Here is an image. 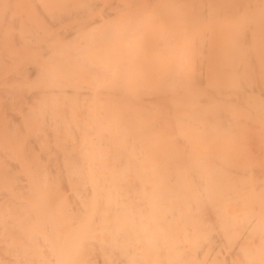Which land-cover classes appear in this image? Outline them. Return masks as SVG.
Instances as JSON below:
<instances>
[{
    "label": "bare ground",
    "instance_id": "1",
    "mask_svg": "<svg viewBox=\"0 0 264 264\" xmlns=\"http://www.w3.org/2000/svg\"><path fill=\"white\" fill-rule=\"evenodd\" d=\"M78 1L32 0L37 9L5 1L0 71L12 68L0 78L2 103L19 90L44 92L24 108L42 119L35 136H47L46 151L59 159L41 166L25 196L0 170L9 184L2 199L16 200L0 210V264H264V0H143L140 11L130 10L136 0H116L132 19L116 11L99 28L76 21L71 44L36 16L60 24L103 2ZM60 4L67 8L48 9ZM13 37L36 50L10 49ZM189 58L204 64L195 76L183 73ZM170 59L164 82L132 87ZM27 64L38 80L3 84L24 79ZM154 99L160 128L152 116L141 121ZM58 172L77 184L49 199Z\"/></svg>",
    "mask_w": 264,
    "mask_h": 264
},
{
    "label": "rangeland",
    "instance_id": "2",
    "mask_svg": "<svg viewBox=\"0 0 264 264\" xmlns=\"http://www.w3.org/2000/svg\"><path fill=\"white\" fill-rule=\"evenodd\" d=\"M2 2V4L0 3V18L4 17L7 11V6H6V0H0ZM18 0H15V2ZM123 0H118L117 2H122ZM151 4L156 3V0H150ZM160 2H168V0H158ZM216 2V0H214ZM116 2V0H103L102 3L97 4L96 9H94L92 12H87L86 14L78 17H62L63 21L60 24H57L55 22H50L48 23V18H46L47 16L45 15V13L43 12L42 14L40 12H37L36 16L41 17L42 21L48 25V33L50 32H56L58 35V40L59 39H66L67 41H69L68 43H73L75 42V39H73V32L69 31L70 29L76 30V28L78 26H72L73 24H75L76 21H83V23H85L86 27H101L102 25H97L99 20H102L103 17H105V19H110L113 21H116L117 19L120 18H125L127 20L132 19V17L130 16V13H128L129 9L126 8H122V5H118ZM144 2L143 0H136V2H134L132 4V6H130V10H134V11H140L142 10L141 8V3ZM182 2L185 3H193V0H177L174 5L178 6L179 4H181ZM130 3V2H129ZM25 4L27 5H33L31 8L33 9H37V5H35L32 0H25ZM78 4L80 5V7L82 6L81 1H78ZM150 4V5H151ZM212 4V3H210ZM36 6V7H35ZM67 6L64 4H60V5H54L50 8H48L51 12L53 11H63L64 9H66ZM187 10H193V5H190L189 7H187ZM220 11H222V9L218 8ZM109 13H106V12ZM116 11L120 12V15H115V14H111V13H115ZM150 10L144 11V13L149 12ZM224 11V10H223ZM15 14H18L17 11L15 12V10L12 11V17H14ZM224 14L226 15H231V13H228L226 11H224ZM20 18V16H18ZM84 25V26H85ZM67 26H70L69 28ZM11 28V27H9ZM97 30H95L94 32H97ZM81 32V31H79ZM17 38H10L9 41H7L6 46H8L10 49L15 50V51H19L22 52V50L24 49H28V50H36L32 47H26V45L21 46L19 43L20 41L17 40ZM202 40L200 41V43L196 44H192V53L194 55H198L199 52H202ZM18 44V45H17ZM53 48V46H49L45 49H50ZM1 51V50H0ZM263 51V50H260ZM44 57V55H43ZM40 58V56H39ZM58 56L55 55V59H57ZM0 63L2 64V59H0ZM175 63V59H170L169 61L166 62V64L163 66L164 67V72H160L159 74L157 73L155 76L153 77H146L145 79L141 80L140 78H135L132 80V87L135 88H142L143 86H145V83H147L149 86H155L161 82L165 81V78L167 75H165L166 72H168V70L170 69L171 65H174ZM14 64H21L20 61L18 60V62H15ZM187 67L184 68L183 67V73H188L190 75L195 76L196 71L199 70V73L202 71L203 69V62L200 59L199 61L196 58H189V61L186 62L185 64ZM27 68V76L24 77V79H19L17 80L16 78H11L7 81H5L3 84L9 86V87H15L17 84H19V82L21 80L26 81V83H31V82H35L36 80L39 79V77L36 75V73L33 71V69H29L28 70V66L24 65ZM12 68V64L6 63L4 64V68L0 71V78L4 77L6 75H8V73L11 71ZM30 71V72H29ZM166 71V72H165ZM88 74V73H87ZM200 85V81L198 82ZM202 83V82H201ZM206 85H210V83H206ZM116 85H113V87H115ZM104 88V87H102ZM19 93H14L13 95H10V105H6L3 104V100L5 97H1L0 95V116L2 117V119H0V123L3 122V124L1 123L0 125V143L4 142V144H0V148L2 150L7 149L9 147H11L10 150L13 151L12 155H3V157H1L2 153L0 152V170H2L3 172H5V175L8 177V179L11 181V187L15 186L16 190H13V193L18 194L19 196H25L27 195L25 193V191L23 192V189L26 190H32L36 187L35 185V180L36 179H42V176L40 175L42 171V167L46 168L49 167V165L51 164V159L54 158L57 162V159H59L57 156H54L52 151H46V144H47V139L48 137L45 136L43 139L38 138L37 136H35V134L38 133V131H40V127L42 123V119L35 115L32 119H30L28 116V113L26 112L24 107H31L33 109L36 108L35 104L33 103L34 100H41V95L44 93L42 92V94H38L36 89H29V91H23V90H19ZM119 102V101H117ZM119 105H121V102L119 103ZM149 108H151V110L149 112H144L143 114H141V121L144 122H150L152 120V118H150V116H152L154 119V123H158L159 121L157 120V116L156 113L154 112V107L156 105V101L154 99V101L152 102H146V104ZM121 107V106H120ZM145 107V106H144ZM146 108V107H145ZM81 114V113H79ZM21 119V120H20ZM71 121V119H68ZM45 122V121H44ZM10 123L14 124L15 127V133H12L11 127L9 126ZM157 128L159 127V124H157ZM24 130V133L22 134V131ZM57 132L61 133V134H65V131L63 129L57 128L56 129ZM158 135H160V133L157 131L156 132ZM163 134H166V131H163ZM32 135H34L35 137H33ZM67 137L69 138V140L72 142V135H67ZM159 138V136L157 137V139ZM160 139V138H159ZM158 139V140H159ZM144 144V143H143ZM166 144V143H164ZM26 147H29V150L26 149ZM16 153H18V158L15 157ZM65 157L68 158L69 154L68 152H65ZM73 157V155H72ZM39 158L38 161H36ZM9 160L12 162V168H15V171L17 174L20 175L21 177V184L20 185H15L14 184V175H12L8 168L5 166L6 163H10ZM29 165V166H28ZM42 166V167H41ZM34 171V172H33ZM36 172V173H35ZM28 176V177H27ZM4 175H1V179H2V183H0V190H3L4 186H8L9 184L6 183L5 181H3L4 179ZM29 180L31 183H26V180ZM55 179L57 180V190H49L47 192L48 198L49 199H53V196L57 199V198H62L65 194H67V192L69 191L68 188L70 187L71 189L73 187L76 186L77 182L76 181H71L68 184L67 181L65 180L64 175H62L61 172L57 173V176L55 177ZM34 181V182H33ZM26 183V184H25ZM76 183V184H75ZM25 184V186H24ZM68 184V185H67ZM36 194V192L32 191V195L34 196ZM5 196V194H4ZM3 195L0 194V210H5V207H7L8 205H13V203L16 202V200H10V199H2Z\"/></svg>",
    "mask_w": 264,
    "mask_h": 264
},
{
    "label": "crops",
    "instance_id": "3",
    "mask_svg": "<svg viewBox=\"0 0 264 264\" xmlns=\"http://www.w3.org/2000/svg\"><path fill=\"white\" fill-rule=\"evenodd\" d=\"M9 46V45H8Z\"/></svg>",
    "mask_w": 264,
    "mask_h": 264
}]
</instances>
